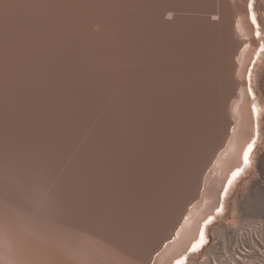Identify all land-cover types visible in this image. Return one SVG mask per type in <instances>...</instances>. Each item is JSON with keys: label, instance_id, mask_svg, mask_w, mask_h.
<instances>
[{"label": "bare ground", "instance_id": "obj_1", "mask_svg": "<svg viewBox=\"0 0 264 264\" xmlns=\"http://www.w3.org/2000/svg\"><path fill=\"white\" fill-rule=\"evenodd\" d=\"M263 118L264 0H0V264L248 263Z\"/></svg>", "mask_w": 264, "mask_h": 264}, {"label": "rangeland", "instance_id": "obj_2", "mask_svg": "<svg viewBox=\"0 0 264 264\" xmlns=\"http://www.w3.org/2000/svg\"><path fill=\"white\" fill-rule=\"evenodd\" d=\"M92 11H94V10H92ZM258 14L259 15L256 14L257 19L263 18V13L261 11H259ZM257 94H259V93L257 92ZM263 122H264V118H263ZM263 151H264V139L257 146V149H256L257 156L260 155ZM253 162H254L253 167L243 176V179L240 181V183L236 187V192L233 195L232 201H235V197L237 196V193H239L240 189H242V193H239L238 196H240V200L243 199V196L246 192V191L244 192V190H245L244 187H246L247 181L251 180L253 177H257L258 175L259 176L262 175L264 177V173L262 174L256 168V162L255 161H253ZM233 210H234V208L232 209V207L228 209L227 217H229V219L226 221L227 227H229L228 223L233 221L231 218ZM248 218L251 220V222H250V223H252L251 225H254V229H252L250 234L252 236V232H254L253 234L255 235V242L257 241V239H259V241L256 244V248L254 249L255 252L251 255V257H249L247 259L246 262H248V263H246V264H264V210L261 211L258 215L251 214V216L249 215ZM242 219H243V214L241 212H239L237 215V219H236V225L237 226L239 225V226L243 227L244 229H248L249 225L248 226L243 225L244 222L242 221ZM240 220H241V222L239 224ZM219 226H220V224H216L212 229L218 228ZM244 229H243V231H244ZM214 242L215 241L213 238V231L211 230L210 231V237H209V245H208L207 249H210L211 246H214L215 245ZM219 246H221V245H218V246L216 245L215 246L216 249L214 247H213L214 249L212 248L213 250H215V252L211 253V257H210V258L214 259L212 262L213 264L220 263L224 258L227 257L225 250H223V248L219 247ZM247 250H249V246L246 245V243H244V245L242 246V251H243L242 253H247L248 252ZM201 259H202V256H200L199 260H201Z\"/></svg>", "mask_w": 264, "mask_h": 264}, {"label": "snow or ice", "instance_id": "obj_3", "mask_svg": "<svg viewBox=\"0 0 264 264\" xmlns=\"http://www.w3.org/2000/svg\"><path fill=\"white\" fill-rule=\"evenodd\" d=\"M245 162L247 163V157H246V159H245Z\"/></svg>", "mask_w": 264, "mask_h": 264}]
</instances>
